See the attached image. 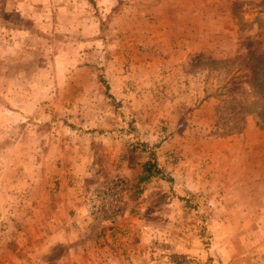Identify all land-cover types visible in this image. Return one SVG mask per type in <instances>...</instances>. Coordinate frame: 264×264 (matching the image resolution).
Segmentation results:
<instances>
[{
  "label": "rangeland",
  "instance_id": "1",
  "mask_svg": "<svg viewBox=\"0 0 264 264\" xmlns=\"http://www.w3.org/2000/svg\"><path fill=\"white\" fill-rule=\"evenodd\" d=\"M14 5L0 14V264L90 260L126 225L131 263L264 264V124L220 96L247 47L264 51V0ZM118 180L117 215L92 220L90 190Z\"/></svg>",
  "mask_w": 264,
  "mask_h": 264
},
{
  "label": "trees",
  "instance_id": "2",
  "mask_svg": "<svg viewBox=\"0 0 264 264\" xmlns=\"http://www.w3.org/2000/svg\"><path fill=\"white\" fill-rule=\"evenodd\" d=\"M253 46L247 47V58L241 63L243 66L231 70L232 74L224 84V91L220 96L228 102L227 110L235 114L256 113L264 124V51L252 48ZM102 82L105 83V80L102 79ZM106 88L109 90L108 86ZM145 164L141 180H147L154 170L148 163ZM155 171L159 173L160 169Z\"/></svg>",
  "mask_w": 264,
  "mask_h": 264
},
{
  "label": "crops",
  "instance_id": "3",
  "mask_svg": "<svg viewBox=\"0 0 264 264\" xmlns=\"http://www.w3.org/2000/svg\"><path fill=\"white\" fill-rule=\"evenodd\" d=\"M8 2V0H0V14L1 15H7L9 13H14L18 6L14 5L10 8H8L6 5V3ZM3 26H5V34L9 36V38L14 37L15 38V31L21 30V28H18L17 25L16 26V30L15 29H9L10 27L14 26L13 24H11L9 22V24L7 23H3ZM1 25V26H2ZM10 25V26H9ZM9 26V27H8ZM8 27V28H7ZM19 41V40H18ZM17 41V42H18ZM66 204L59 203V207H64ZM73 206V203L70 205ZM75 206L71 207L74 208ZM83 208L82 205H78L77 207H75L76 211L78 210V208ZM75 218V217H74ZM118 222V221H117ZM131 225H126L127 230L122 229L123 231H118V230H114L109 228V230L105 229L102 230L100 232L101 236L99 237V239H101V243L97 244L95 249H93L91 252V255H89V258L91 257V259L89 260L87 258V253L86 251H84V247L80 248V250L78 251L77 256L75 258V261L72 262L73 264H138L134 261V263H131V260L129 259V257L131 259H138L141 257V251L140 250H134L136 249L135 247H131V241H130V237H131V230H130ZM74 231L73 228H70V232ZM64 236H74V233H64ZM122 240H124V242L126 243H122ZM67 241V239H66ZM73 244H75V241L73 242ZM75 250H72V252ZM82 253V254H81ZM86 258V259H85ZM139 264H146L145 262H141Z\"/></svg>",
  "mask_w": 264,
  "mask_h": 264
},
{
  "label": "built area",
  "instance_id": "4",
  "mask_svg": "<svg viewBox=\"0 0 264 264\" xmlns=\"http://www.w3.org/2000/svg\"><path fill=\"white\" fill-rule=\"evenodd\" d=\"M121 180L116 183L99 185L90 190L86 204V212L94 221H104L117 215L121 206Z\"/></svg>",
  "mask_w": 264,
  "mask_h": 264
}]
</instances>
